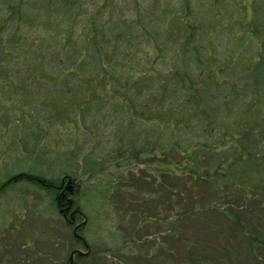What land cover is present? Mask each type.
Segmentation results:
<instances>
[{"label":"trees","instance_id":"16d2710c","mask_svg":"<svg viewBox=\"0 0 264 264\" xmlns=\"http://www.w3.org/2000/svg\"><path fill=\"white\" fill-rule=\"evenodd\" d=\"M0 210L18 264H264V0H0Z\"/></svg>","mask_w":264,"mask_h":264},{"label":"rangeland","instance_id":"374dc122","mask_svg":"<svg viewBox=\"0 0 264 264\" xmlns=\"http://www.w3.org/2000/svg\"><path fill=\"white\" fill-rule=\"evenodd\" d=\"M68 189V186L66 187V190ZM65 190V191H66ZM2 202V201H1ZM2 211L3 210H0V213H2ZM77 217V216H76ZM76 217H74V220L76 221ZM79 226V224L78 225H74V226H72L73 227V229L75 230V228L76 227H78ZM144 232H145V230H143V235H144ZM23 234H18V236L20 237V236H22ZM75 235L77 236V233H75ZM77 240H78V238H77ZM49 242L48 241H43V242H39V243H37V245H36V248H37V250H43V249H46L47 250V248L48 249H50L51 248V246L48 244ZM22 246V248H20L19 250H18V253H17V250H16V248L15 249H13V251H12V257H11V261L13 262V263H15V264H18L17 263V261H16V255L17 254H23L24 253V251H26L27 250V247L26 246H23V245H21ZM62 250H63V247H62V245L60 244L59 246L57 245L56 246V249L54 250V253L52 254V252H51V262H52V264H68L67 263V260H68V256L70 255L71 256V253L69 254V253H66V254H63V255H65V256H67V259L66 260H62V257H63V255H61V254H59V255H57V251H58V253H60V252H62ZM82 253H85V249H84V247H82V245L80 246V245H78V247H77V249L74 251V253L72 254V261H73V264H75V262H77V257H79V256H81L82 255ZM29 255H30V253H28ZM46 257L45 258H41V257H39V258H35V260H34V262L32 263V261H30L29 259H26L25 260V262L24 263H21V264H47L48 262H49V260L48 259H50V258H48V255H47V253H43ZM69 256V257H70ZM24 258V257H23ZM25 258H27V257H25ZM24 258V259H25ZM42 261H41V260ZM4 264H11V263H9V262H5ZM133 264H135V262L133 263Z\"/></svg>","mask_w":264,"mask_h":264}]
</instances>
